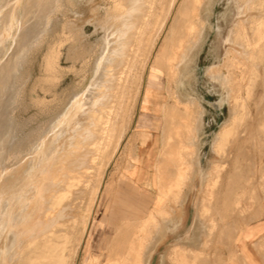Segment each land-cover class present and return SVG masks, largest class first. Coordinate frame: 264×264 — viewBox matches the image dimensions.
<instances>
[{"label":"rangeland","instance_id":"374dc122","mask_svg":"<svg viewBox=\"0 0 264 264\" xmlns=\"http://www.w3.org/2000/svg\"><path fill=\"white\" fill-rule=\"evenodd\" d=\"M63 1H65V3ZM40 3L41 2L38 3L37 0H0V148L2 146L1 144L4 143L3 141L10 136V134L13 132L15 133L17 122L24 126L20 133V137L36 126V122L33 120L36 109L31 105V100L33 98H38L45 102H49L52 99L48 93L43 92L35 85H37L39 80L45 77V55L49 46L61 35L66 15L73 16L72 18L77 21L78 27L81 28L83 32V42L86 41V44L90 43V45H95L104 40L108 46L109 44L110 46L116 45V39L123 34L122 31L125 30L130 32L132 31V25L135 22L137 24V20L135 22L132 21L134 23H131L130 26L131 21L127 20V18L124 19L128 21V23L123 19H119L120 21H118L117 18L113 19L111 9L113 8L114 0H72V5L70 4L68 6L67 0H59L54 2L55 4H59V9H48L46 11L39 7ZM138 3L140 7L136 6ZM138 3L133 2L132 4L134 5L126 3L129 8L128 13H130V16H127L129 17L128 19L135 20L136 16L142 12L141 2L138 1ZM154 4L149 17L150 27L148 26L146 28V33L140 43L141 48L135 57L134 67L127 74V80L123 84L124 89L119 92L121 95L124 91L126 96H124L121 106L115 139L101 155L100 162L95 169L94 174L96 182L94 188H97L96 194L95 196H85L82 200H77L79 202L77 206L65 209L59 217L63 221L71 220L75 216L80 219L82 218V220L79 219L80 223L77 224L76 234L72 237L66 236L62 238L65 240V244H63L65 250L61 260L62 263L60 262L61 264L98 263V260H93L92 262V250L95 242L102 241V239H97L102 238V236L97 233L95 234V232L99 229L103 230L106 226L113 224L108 223V220L104 218L106 211L109 210L112 205L111 201H107L108 196L112 195L113 197L114 195L119 196L123 194L138 195L140 193L139 189L134 186L132 180L128 178L127 173L129 171L135 173L138 148L142 146L141 140H144L146 135L144 130L137 129V122L143 113V106L147 99L149 88L153 90L149 102L159 103L157 106L160 107V111L156 112V106H147L150 124L156 121L159 125V128L154 131L153 127L150 129L153 136H151L149 144L152 143L154 137L158 140V144H161L162 133L165 128H168V125H175L177 128L180 124L189 125L188 122L190 118L188 113H194V111L193 109L190 111L185 105H182L183 102L189 100H195L197 102L195 106L200 108L197 111L201 114L198 118L196 117L197 121L204 115L219 113L220 103L225 105L222 106V113L227 116L228 120H231L232 115L234 116L235 114L233 113L235 112L234 108L238 104L237 107H239V109L235 108V110L239 112L241 110L240 106L245 98V104L243 103V106L247 107L248 114L243 115L242 121H237L233 136L230 140L234 141L231 143L229 142V146L227 145V149L231 151L232 147L235 146L238 141L241 145L243 143L244 149H247L245 153L247 155L246 159L243 164H241V173L244 176L243 184L240 185L238 180H233L229 177L234 171V161L242 157L240 149H237L234 150L231 155L229 152L227 153L228 155L225 154L230 162H228L229 164L222 170L221 179L216 184L214 192L211 195V200L209 197L208 201L215 200V202L222 205V215L228 217L227 220L229 224L241 226L246 225V217L249 210L253 211L255 209L257 194L264 193V81H261L263 80L261 79L263 78L262 76H264V63L259 67V75L261 78L255 88L252 89L253 91L251 90V95H249L247 92L250 90V87H248L250 86V82L249 80L247 82V79H249L251 75V67H243L245 64H250V62L245 59L246 57L248 58V56L245 53V55L243 54V50L238 45L239 43L232 44L229 42V39L233 37L234 33L239 31L237 28L240 23L245 26L247 34L253 39L250 22L252 17L254 18L256 15V17L259 16L258 11H247V7L244 6L245 0H204L201 7H198L194 0H154ZM182 4L185 5V8H183ZM142 5L145 6V4ZM133 6L135 9H131ZM131 15L135 16V18H130ZM244 18H246V21ZM115 19L117 21H115ZM118 23H121V25ZM126 24H129V27H127ZM193 25L198 29V34L194 37L190 35V27ZM104 26L106 28H103ZM117 28L118 30L116 31ZM126 28L131 29H129V31ZM137 44H139L138 41ZM187 44L188 50L184 53V59L181 58L180 64L178 65V75L173 77L170 62L168 60L172 61L176 59V55L180 53L178 49L180 50L181 46ZM228 48L232 51H237L236 54L235 52L230 53L231 57L234 55L236 57L233 62L234 67L232 66L233 69L231 70V66L225 61L227 60L225 55H229ZM60 52L62 54L60 55L62 57L59 61V63L61 62L60 67L65 70V73L62 75L63 78L61 77L60 79L61 83L59 82V86L57 85V92L61 95V92L73 86L76 79L72 72L67 73L66 71L72 65L71 61L67 59V47L63 46ZM112 52L115 54L117 51ZM243 55L246 57L243 58ZM177 62H175V64H177ZM226 63H228L227 66ZM215 66H218V71L220 72L216 74L219 75V77L217 76L216 79H213L209 71L214 69ZM228 66H230L229 70L227 68ZM77 68H80V63L77 64ZM245 71L246 73L248 72V75ZM235 75L239 80H237V78L234 80ZM88 78L89 79H86L82 85V88L87 86L90 82L91 73H89ZM224 78H229L225 84ZM231 78L234 84L237 85H235L236 88L233 87L234 85H232L233 82H231ZM229 80L231 81L229 82ZM236 80L237 82H235ZM229 85H232L233 89L236 90L233 92V90H231L232 87ZM226 89H229L230 92L228 90L226 92ZM172 95L176 96L180 103H178ZM248 95L250 97H248ZM237 97V103H235L236 101H232L235 100V98L237 100ZM240 97H243V101ZM246 98L249 99L246 100ZM228 99H232V102ZM166 104L168 105V112L166 110L164 114L161 106ZM151 108H153L154 111L151 110ZM98 109H100V107H98ZM172 110H174V112ZM64 112H66V110ZM249 112L251 114H249ZM151 113H155L157 116L154 118L151 116ZM61 118L63 119V116H60L57 120L60 121ZM25 125H27V127ZM197 125L198 122H196V125L194 123L192 125L193 129H191L190 132H197V129H199ZM65 127L64 134H62L58 142L61 147V154H64L65 157L69 155L70 150H72L73 145L76 143L90 141V139L93 138L96 128L95 125H89L82 132L78 130L79 133L75 135V133L72 132L74 128L70 129V131L68 129L69 125L66 123ZM183 132L184 137L174 136L175 141H173L172 146L167 148V150H164L165 148L163 149L164 152H162L161 155L164 157L160 155V164L157 165L154 171L155 176L158 175L161 178L160 190L164 188L168 190L171 195L177 193V190L179 191L178 180L174 186L170 185L171 181L173 178H178L179 172L186 170L189 160L191 162L194 161L195 155L191 152L194 151V149L191 151L189 150L193 147V144L195 146L199 143L198 139H196L197 133L194 134L191 132V134H189L186 130ZM186 135L190 137L186 138ZM179 139L183 141V144L187 143L186 145H188V147L182 149L192 154L190 155L188 153L185 157V151H183L186 161H183L182 166L184 167L186 165V168H179L182 160H180L181 157L178 153L182 151L180 148L183 147V145L179 143ZM187 139L190 140L188 142L192 143V145H189ZM253 143L255 144L251 145ZM249 144L252 147L251 149L247 147ZM35 147L37 146H32V153ZM248 156H251L252 159H247ZM217 157H219V155H217ZM131 166H133V168ZM194 172L193 169H189L187 177L193 176ZM196 172L197 177L201 179L206 176H204L205 171L201 169L196 170ZM202 183L203 180L199 186V191L196 192V194L201 195V197L204 186ZM211 186L212 183H208L206 192H209ZM185 187L186 186H184V189ZM235 191L240 192L239 196L235 195ZM232 192H234V195L231 196L230 193ZM80 203H83L84 206L79 205ZM87 203H91L90 206ZM85 204L88 205V207ZM119 204L113 203V205L116 206ZM85 208H87L86 211ZM79 210H82V214H80L81 212ZM204 210L208 212L209 209L205 207ZM103 211H105V213ZM80 215H82V217ZM119 224L120 226H124L122 222ZM128 226H130V224ZM232 228H234V226L228 227L229 231ZM136 231L134 236L138 238V229H136Z\"/></svg>","mask_w":264,"mask_h":264},{"label":"bare ground","instance_id":"6f19581e","mask_svg":"<svg viewBox=\"0 0 264 264\" xmlns=\"http://www.w3.org/2000/svg\"><path fill=\"white\" fill-rule=\"evenodd\" d=\"M55 1L57 2L59 0H50V1L37 0L38 3L41 2L39 7L42 8L44 11L48 9L49 10L59 9L60 6L58 3L55 4L54 3ZM138 1L141 2L142 12L136 16L137 19L135 18V16L131 15L130 18L134 17L135 20L128 19L129 17L127 16H130L129 15L130 13H128L129 8L127 7L126 3H129L130 5H134L132 3L133 2L138 3ZM63 2L65 3V1ZM194 2L197 4L198 7H201V5L204 3V0H194ZM67 3H68L67 6L70 4L72 5V0H67ZM142 4H145V6H143ZM153 4H154V0H114V5L113 8L111 9V15L113 16V19L117 18V20L120 21L119 19L125 20L124 18H127V20L131 21V22L129 21L130 26L131 23H134L137 20V24L135 22L134 23L135 26L134 24L132 25V31L129 30L131 28H126L130 32H127L125 30L122 31L123 34L119 36L118 39H116L117 44L112 46H110V44L109 46L108 44L106 45L105 40L103 42H98L95 45H90V43L86 44V41L83 42L84 35L81 28L78 27L77 21H75V19L72 18L73 16L72 17L67 15L65 16V23L62 27L61 35L57 40H55L53 44L49 46L47 53L45 55V61H44L45 77L39 80L37 85H35L43 92L48 93L52 97V99L49 102H45L38 98H33L31 100V105L36 109V114L34 115L33 118V120L36 122V126L33 129H31L29 132H27L25 135L20 137L21 136L20 133L22 132L24 126L23 124L17 122L15 133L13 132L12 134H10V136H8L3 141L4 143L1 144L2 146L0 148V264H59L61 262L65 250V246L63 245L65 244V240H63L62 238H65L66 236L72 237L76 234L77 224L80 223L79 222L80 218H77L75 216L71 220L63 221L59 217L61 216L62 212L65 209L73 206H77V203H79L78 202L79 199L82 200L85 196H95L96 194L97 188H94L96 182L95 174H94L95 169L97 167V164L100 162L101 155L107 150L109 145L115 139L121 106L123 103L124 96H126L124 91L122 92L121 95L119 92H121L124 89L123 84L127 80V74L134 67V63L136 60L135 57L141 48L140 43L143 40V37L146 33L147 30L146 28L149 26V22H150L149 17L151 15V11H152L151 9ZM136 6H139V3ZM244 6L247 7V11L256 10L259 13L258 17H256L257 15L255 16L254 14L255 17L254 18L252 17L250 22V29L253 34V39H251V37L247 34L245 26L242 23H240V25L237 28L239 29V31L234 33L233 37L229 39V42H231L232 44L239 43L238 45L243 50V54L245 53L248 56L247 58L246 56H244L245 55L244 54L243 55L244 57L243 56L242 57L243 58L246 57L245 59L248 60L250 64L249 65L245 64V66H243L244 64L243 63L242 66L251 67V75L249 79H247V82L248 80L250 82L249 83L250 86H248L249 84L247 85L248 87H250V90L247 93L251 95V90L255 88V86L258 84L259 79L261 78V76L259 75V67L264 63V0H245ZM133 8L135 9L134 6L131 9ZM183 8H185V5H183ZM245 19L246 18H244V20ZM117 20L115 19V21ZM126 23H128V21H126ZM118 24L121 25V23ZM128 25L127 27H129ZM103 28L106 27L104 26ZM117 30L118 28L116 29V31ZM196 34H198V29L195 25H193L190 27V35L194 37ZM137 41L139 42V44H137ZM63 46L67 47V59L70 60L72 63L70 68L67 69L66 71L67 73L72 72L76 80L74 81L73 86L71 88L69 87L70 89L68 88V90L61 92L60 95L57 92V85L59 82L61 83L60 79L62 75L65 73V70L61 69L60 67L61 62L59 63L62 57L60 56L62 55L60 49ZM187 46L188 44L181 46L180 50L178 49L180 53L176 55V59H173L172 61L168 60L170 62V68L172 70L173 77H176L178 75V65L180 64L181 58L185 56L184 53H186L188 50ZM228 49H229V55L228 56L225 55V58H227V60L225 61L229 63V64L226 63V66L227 64L231 66V68L230 66L227 67L228 70L229 68L231 70L234 67L233 62L236 57L235 55L231 57L230 53L235 52L236 54L237 51H232L230 50V48ZM112 51H117V52L113 54ZM175 62H177V64H175ZM78 63H80V68H77ZM217 72H220L218 71V66H215L214 69L209 71L213 79L214 78L216 79L217 76L219 77V75H216L218 74ZM89 73H91L90 82L87 84V86L85 87L83 86L84 88H82V85L84 84L86 79H89L88 78ZM246 74L248 75V72ZM262 77L263 78L261 79L263 80L261 81H264V76ZM236 78L237 77L235 75L234 80ZM227 79L225 78L223 79L224 84L227 82ZM231 80H229V82ZM237 80L239 79L237 78ZM237 80L235 82H237ZM231 82H233L232 84L234 85L233 87L236 88L237 85L234 84V81L232 80ZM232 85L229 86L232 87ZM233 87L232 89L231 88L229 89L233 90L234 92L236 89L234 90ZM229 89H226V92L227 90L229 91ZM152 93H153L152 88H149L146 99L147 103L145 101V104L143 106V113L141 114L137 122V129L144 130L146 134L144 140H141L142 144L141 143L140 144L142 146L149 144L150 138L151 136H153L152 135L153 133L150 130L153 127L152 125L153 123L150 124V121L148 120V107H147V104L152 96ZM173 95L172 97L173 98L175 97L176 101L180 103L178 98ZM249 95L248 97H250ZM238 97L237 100L236 98L235 100L232 99L231 100L236 101L235 103H237ZM241 99L243 101V97ZM248 99L249 98H246V100ZM244 101L242 102V105L240 104L241 110L239 112L235 110V108L239 109V107H237L238 106L237 104V106L234 108L235 111L233 112L235 113L234 116L232 115L233 114L232 112H231L232 114L230 113L232 115V117L230 116L232 118L231 122L228 124L225 123L227 127L225 128L223 126L225 129L223 128L224 130L221 131V134H219L220 132L218 133L219 137H216L217 141L213 143L215 144L214 148H216L217 155H219V157L225 155L224 154L225 148L227 149L228 143L234 141V140L232 141L230 140L231 137L233 136V132L235 130L237 121H242L243 115L248 114L247 107L243 106ZM196 103L197 102L195 100H189L182 103V105H185V107L190 111L191 109H193L194 113L191 112L188 113V116L190 118L188 122L189 125L180 124L178 125L179 126L178 128L177 126L175 127V125H168L167 126L168 128H165V130L162 133V143H161L165 148L164 150H167V148L172 146L173 141H175L174 136L184 137L183 131L185 130L186 132L188 131L189 134L193 132V131L190 132V130L193 129L192 125L194 123L196 125L197 118L198 116L201 115L200 112L197 111L200 108L195 106ZM166 105L161 106L162 112L164 114L166 113V110L168 108V105L167 106ZM98 107H100V109H98ZM229 107H230V103H229ZM65 110L66 112H64ZM155 110L156 112H159L160 107L156 106ZM172 111L174 112V110ZM249 114L251 113L249 112ZM60 116H63V119L61 118L62 120L60 119V121H58L57 119L60 118ZM245 119H249V118H245ZM65 123L69 125L68 128L69 130L74 128L72 132L75 133V135L78 134L79 132H82L89 125L96 126L94 130L93 138L85 143L78 142L75 145H73L72 150H70V153L67 157H65L64 154H61V147L58 144L62 134H64V131L66 129ZM25 126L27 127V125ZM193 133L195 134L196 132L194 131ZM187 137L189 138L190 136L186 135V138ZM154 139H153L154 145H156V143H158V140L157 139L154 140ZM179 140H180L179 143L183 145V147L180 148L182 151L178 153L181 157L180 160H182L181 161L182 163L180 164L179 168H186L185 167L186 165L184 167L182 166L183 161L184 160L186 161L184 155L186 157L188 153L190 155L192 154L190 152L187 153L186 150L182 149L188 147V145H186L187 143L183 144V141L181 139ZM188 141L190 140L187 139V142ZM254 144L255 143L251 145ZM33 145L37 147H35V150L33 149V153H32L31 149ZM189 145H192V143H189ZM194 147L193 148L190 147L191 149L189 151L194 149ZM247 147L250 149L252 148L250 144ZM237 149L238 150L240 149V153L242 157L241 158L239 157L237 160L234 161V171L230 174L229 177L233 180H238L239 184L242 185L244 176L241 173V169H242L241 164H243V162L246 159L247 155L245 153L247 149H244L243 143L241 145V143L240 142L238 143V141L234 146L233 150H237ZM183 151H185L184 155H183ZM214 152L215 151H213V153ZM162 156L163 155H161V157ZM222 159L224 160V158ZM247 159L251 160L252 158L251 156H248ZM136 161H137V165L135 166L136 169L135 173H132L130 171L127 173L128 178H130L131 180H133L134 178L140 179L141 176H143V172L145 171V169L141 168V160L137 158ZM189 162L191 165L190 160ZM189 162L187 163L186 170L178 173L179 191H181L183 188L184 180L188 179L187 174L190 169V166L188 165ZM226 162L227 163L226 164L224 163V165L223 164L220 165L221 163L217 165L215 164L213 166L214 168L212 169V171H210V174L208 173V175H210L209 177L211 178L209 179L210 180L209 183H212V186L209 188V192H206V195L208 196V198L210 197L209 198L210 200H211V195L213 194L214 189L216 187V184L221 179L222 170H224V167H226V165L229 164L228 162L230 161L227 159ZM254 164H255V160H254ZM131 167L133 168V166ZM239 191H235L236 196H238L237 193ZM159 192H161L164 195H169L170 193L168 190H165L164 188H161V191ZM230 195L231 196L234 195V192L230 193ZM167 201L165 200V202ZM90 204L88 205L90 206ZM79 205L84 206L83 203L82 204L80 203ZM88 205L86 206L88 207ZM86 209L87 208H85V211ZM80 214H82V212ZM158 214L160 216L161 211H158ZM163 214L166 213L163 212ZM80 216L82 217V215ZM153 219H155L154 220L155 222L156 218ZM80 220H82V218ZM149 223L152 224L151 221H149L148 224ZM155 224L156 223H154V225Z\"/></svg>","mask_w":264,"mask_h":264},{"label":"crops","instance_id":"0c3cea01","mask_svg":"<svg viewBox=\"0 0 264 264\" xmlns=\"http://www.w3.org/2000/svg\"><path fill=\"white\" fill-rule=\"evenodd\" d=\"M157 105L159 103L156 102L147 104L148 107ZM222 106L225 105L220 103L219 113L204 115L197 121L199 143L193 146L194 152H191L196 157L191 165L189 163L190 169L195 172L184 180L182 190H177V193L164 195L159 192L161 178L155 176L154 171L160 164L164 146L158 143L154 145V141L139 146L137 155L145 171L140 179L134 178L132 182L140 193L108 196L107 201H111L112 205L104 218L113 224L95 232L102 236L97 238L102 241L95 242L92 260L97 259L98 264H264V193L257 194L256 207L253 211L249 210L247 223L241 226L229 224L228 217L222 215V205L215 200L209 202L206 195V186L211 179L208 173L215 164L227 163L225 155L216 156L213 144L227 127L225 123L232 120L222 113ZM151 116L155 118L157 115L151 113ZM158 128L156 121L153 122V131ZM233 149L234 146L232 152ZM231 151L225 148L224 154ZM198 169L205 171L203 179L197 177ZM177 180L173 178L170 185L174 186ZM202 180L204 191L201 197L196 192ZM205 207L209 209L208 212H205ZM158 211H161L160 216ZM149 221L153 225L148 224ZM120 222L124 226H120ZM230 226L234 228L229 231ZM137 228L138 238L134 236Z\"/></svg>","mask_w":264,"mask_h":264}]
</instances>
